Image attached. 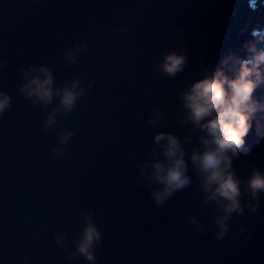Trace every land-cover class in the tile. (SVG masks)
Instances as JSON below:
<instances>
[{
  "label": "water",
  "instance_id": "1",
  "mask_svg": "<svg viewBox=\"0 0 264 264\" xmlns=\"http://www.w3.org/2000/svg\"><path fill=\"white\" fill-rule=\"evenodd\" d=\"M263 28L264 0H0V91L11 98L0 114V264H264V192L244 190L264 172V121L232 160L244 212L218 238L221 208L190 159L203 133L182 99L206 71L232 75L222 60L247 58ZM172 51L186 62L168 75ZM40 65L54 89L76 82L71 110L21 91ZM253 96L264 103V83ZM159 132L179 137L191 183L158 206L145 165L164 160ZM86 216L101 233L94 261L77 251Z\"/></svg>",
  "mask_w": 264,
  "mask_h": 264
},
{
  "label": "clouds",
  "instance_id": "2",
  "mask_svg": "<svg viewBox=\"0 0 264 264\" xmlns=\"http://www.w3.org/2000/svg\"><path fill=\"white\" fill-rule=\"evenodd\" d=\"M252 36L256 42L250 43L247 58L229 55L222 60L223 65H230L232 75H228L223 67L214 71H206L200 79L191 83L182 93L186 121H191L194 129L203 135L200 143L203 150L193 149L191 162L196 171L202 174V186L207 193L206 201H215L222 214L216 218L219 227L218 238H222L228 230V221L233 213L243 214L241 204L242 181L232 168V160L241 149L246 150L245 137L256 122V133L262 134L264 121V103L254 98L255 89L264 83V47L257 43L264 42V31L254 30ZM71 57V53H69ZM74 58V57H73ZM186 57L175 51L165 54L161 69L168 75L182 71ZM27 72L33 73L31 78L21 86V91L28 97L47 104L53 96L60 97V103L65 110L74 107L80 92L73 82L63 88H53L54 77L50 69L44 65L32 66ZM8 93L0 91V114L10 106ZM261 113L257 118L256 114ZM48 122H52L49 117ZM71 135L66 133L65 138ZM155 142L164 141L162 155L164 160L149 161L152 168L150 179L161 185L152 195L159 206L176 191L191 183L188 175V164L185 159V149L175 134L159 132L154 137ZM245 191L258 200V194L264 192V172L253 170L247 178ZM255 211V205H249ZM101 239V233L91 216L85 217V227L77 242V251L87 260L94 261L93 244ZM58 243H63L58 238Z\"/></svg>",
  "mask_w": 264,
  "mask_h": 264
}]
</instances>
